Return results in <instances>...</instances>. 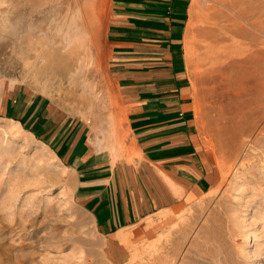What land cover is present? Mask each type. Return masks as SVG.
Wrapping results in <instances>:
<instances>
[{"label":"rangeland","instance_id":"rangeland-1","mask_svg":"<svg viewBox=\"0 0 264 264\" xmlns=\"http://www.w3.org/2000/svg\"><path fill=\"white\" fill-rule=\"evenodd\" d=\"M81 2L0 0V84L40 93L124 152L108 70L112 0ZM185 53L213 187L109 238L53 149L0 118V264H264V0H191Z\"/></svg>","mask_w":264,"mask_h":264},{"label":"crops","instance_id":"crops-1","mask_svg":"<svg viewBox=\"0 0 264 264\" xmlns=\"http://www.w3.org/2000/svg\"><path fill=\"white\" fill-rule=\"evenodd\" d=\"M190 3L112 0L108 70L124 117V152L94 141L89 124L40 93L0 84V118L53 149L73 172L74 195L103 236L138 229L214 185L197 135L185 53Z\"/></svg>","mask_w":264,"mask_h":264},{"label":"bare ground","instance_id":"bare-ground-1","mask_svg":"<svg viewBox=\"0 0 264 264\" xmlns=\"http://www.w3.org/2000/svg\"><path fill=\"white\" fill-rule=\"evenodd\" d=\"M74 1H76V2H74ZM55 2H56V0H32V3L37 7H41V6H43V5H46V6H50V8L52 9V8H55ZM72 2L75 4V3H77L78 4V6H79V8L81 7L80 5H81V0H61V3H62V5H68V7L72 4ZM93 2V1H92ZM75 6V5H74ZM83 6V5H82ZM73 7V6H72ZM70 8V7H69ZM46 9V8H45ZM78 9V8H77ZM82 9H84V6L82 7ZM82 9H80V11L82 10ZM79 10V9H78ZM45 11V10H44ZM85 10H83V12H84ZM84 16H86V15H84ZM87 19V18H86ZM87 20H85V22H86Z\"/></svg>","mask_w":264,"mask_h":264}]
</instances>
